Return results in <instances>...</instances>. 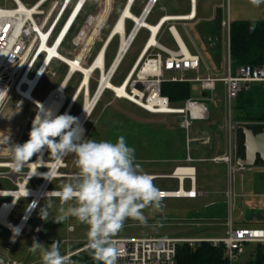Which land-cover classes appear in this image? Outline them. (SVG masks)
Listing matches in <instances>:
<instances>
[{
    "label": "rangeland",
    "instance_id": "rangeland-1",
    "mask_svg": "<svg viewBox=\"0 0 264 264\" xmlns=\"http://www.w3.org/2000/svg\"><path fill=\"white\" fill-rule=\"evenodd\" d=\"M24 3H35L36 0H23ZM125 1H117L114 10V15L105 22V15L108 11L107 4L101 13L95 17V22L90 27L87 39L83 47L80 49H73V41L69 40L67 44L61 50V54L65 57H71V53L77 52L78 59H83L86 53H89L88 63L94 59L98 51L104 44L107 36L114 27V22L120 14ZM144 0H137L135 7L132 10L133 14L139 16L142 7L144 6ZM223 5V6H222ZM50 6V3L45 7ZM104 7V6H103ZM189 2L182 0H162L160 1L151 16L148 19V23L155 25L158 19L167 15H179L189 12ZM199 15L196 21L184 26L177 24L176 29L185 42L188 49L193 53L202 54V68L198 74L196 72L190 73L192 77H204L212 73H223L226 70V50H227V36L222 21L224 19H230L231 22L238 20H264V2L259 5L252 3V0H199L198 1ZM88 14H96L93 6H88L85 10L83 20ZM80 20L81 21L83 20ZM217 22V23H216ZM209 23L217 24L220 28L219 44L217 46L218 51H212L215 48V44L212 39H207L204 35L205 26ZM126 30L129 31L132 27L131 22H126ZM168 29L165 30L163 41L170 42V38L167 34ZM148 32L141 30L137 36L132 47L123 59L120 67L118 68L113 84L118 86L125 79L126 75L132 68L138 55L140 54L147 38ZM119 39L116 38L111 48L109 49L107 66H110L113 62V57L117 53L119 48ZM212 51V52H210ZM156 52V50H155ZM207 52V53H206ZM154 52H151L153 54ZM75 56V58H76ZM54 70L57 72V77L46 76L37 93L36 98L42 99L54 88L58 87L61 83L65 73L66 66L63 64L55 63ZM100 78V72L97 71L91 77L90 87L94 89V92L89 94L88 97L95 96L96 89L98 87V81ZM81 76L77 74L69 83L65 95L67 100H70L77 87L79 88ZM81 84V82H80ZM219 94L214 96V101H207L211 112L210 121L213 123V128H217L216 134L221 138L214 136L217 146L222 149L217 155L222 156L224 150V135L219 129L222 125L226 124V113L224 111V95L223 85L219 84ZM195 92L199 90L198 84L194 87ZM93 91V90H92ZM86 93H82L74 107L73 115H79L84 109V103L86 99ZM16 101L5 105L6 108L3 111L0 118V152L8 153L9 145L7 140L3 141L5 137L3 134L6 129L10 132H19L23 128H20L19 120L24 118L23 124L25 125L27 115L33 116L35 110L28 106L22 110L16 108ZM24 105V104H23ZM172 106H183L181 103H173ZM4 106V107H5ZM3 107V108H4ZM79 113V114H78ZM93 114L88 118L84 126V136L88 139L109 140L115 142L119 135L125 137L129 146L134 147L136 162L140 164L142 170L147 174L160 175L171 173L176 165H185L188 157V135L186 131L181 127V118L179 115H162L152 114L144 110L142 107L128 101L127 99H119L112 91H105L101 99L94 107ZM63 114V112H62ZM76 115V116H77ZM75 116V117H76ZM209 121V122H210ZM209 122H197L194 124L190 135L192 137L197 135H209L204 132L203 128L208 125ZM215 123V124H214ZM241 124L254 127V130L260 131L263 123H245ZM28 130L24 134V142L27 141L31 125L27 126ZM236 133V132H235ZM2 136V137H1ZM7 136V135H6ZM20 134L14 135L11 140L14 141ZM2 138V140H1ZM6 138H9L7 136ZM218 139L220 142H217ZM196 143V142H195ZM234 144L239 156H243L245 152L244 148V135L241 131L237 130L235 135ZM193 148L194 142L190 143ZM36 155L32 157L35 158ZM216 156V157H220ZM208 157V156H206ZM75 157L73 154H69L65 157V164L59 171L64 176L62 179L56 180L51 190L58 189L63 183L66 182V178L71 176L78 169L74 163ZM194 164L199 171L198 184L203 189L209 192L207 198L198 199H173L168 198L163 200V210L155 211L152 208L144 209V214L148 218V226H142L137 221L127 220L123 229L114 237H134V236H155V237H222L226 233V227L222 225H205L197 226L196 223L204 221L205 223H219L222 224L229 218L230 211L233 213L234 218H237L243 207V216L236 221L235 226L239 227H252V228H264V162H261L260 169L254 168L249 172H230L229 167L225 163H216L209 160L195 161ZM258 164V163H257ZM154 184L162 190H176L178 185L177 181L168 178H157L153 180ZM242 182L245 195L242 197ZM39 182H36V185ZM37 187V186H35ZM189 188V183L186 185ZM1 189H14L15 186L7 181L0 179ZM49 190V189H48ZM232 190L235 196H230L229 191ZM9 200V199H3ZM2 201V199H0ZM46 201L44 200L40 209L34 213L31 222L28 224L27 229L23 237L17 241L11 248L10 255L20 258L22 256L34 255L29 251V247L32 246L33 240L45 244L46 247L50 246L53 241H60L59 236L56 238H49L45 230L47 223L51 217L48 216V220H43L40 217V211L45 207ZM243 201V204H242ZM28 200L25 198L20 199L16 210L9 220L10 224L16 225L23 214ZM53 205H60L58 199L52 200ZM211 202L214 205L211 206ZM71 203V202H70ZM234 205V209L231 206ZM68 205H65L67 207ZM209 207H213L215 210H211ZM54 221V220H52ZM263 221V222H262ZM54 223L59 228L61 236L70 240L69 245L73 250H77L82 244L87 243L86 232L88 230L87 225L77 222L74 217H69L66 221ZM184 224V225H182ZM68 225L74 227L73 232H69ZM10 233L4 230L0 226V249L3 246L8 245V238ZM61 243V242H60ZM3 245V246H2ZM65 247V248H64ZM62 252L65 251L67 245L64 244ZM254 248L249 245L245 249V253L234 262V264H249L253 260L254 255L252 251ZM83 250L82 252H84ZM79 253V254H82ZM39 254V253H37ZM36 255V254H35ZM74 259V257H73ZM75 260V259H74Z\"/></svg>",
    "mask_w": 264,
    "mask_h": 264
},
{
    "label": "built area",
    "instance_id": "built-area-1",
    "mask_svg": "<svg viewBox=\"0 0 264 264\" xmlns=\"http://www.w3.org/2000/svg\"><path fill=\"white\" fill-rule=\"evenodd\" d=\"M117 1L120 0H36L35 3L31 4L24 3L23 0H0V90L7 89L9 96V99L6 98L2 103H0V111L8 102L12 100V98H17V105L19 108H24L27 104L32 105L35 113L33 116L27 115L24 125V127L27 128L30 124L32 128V121L39 111V108L37 102L28 98L27 93L35 97L43 79L46 76H58L57 72L54 70L55 63L65 65L67 68L66 73L58 87L52 89L42 100L46 101L49 97L66 85L63 87L62 92V95L64 96L63 111L77 91L76 89L70 100H67L65 92L69 83L77 74L81 76V82L83 73L79 70L72 72L71 65L65 62L60 56H58V54H61V50L69 40L73 41V49L78 50L79 45L76 43V39L79 37L86 24L94 17H97L105 8L106 4L108 6V11L105 15L106 19L103 25L109 22L114 15L113 9L116 7ZM122 1H125V3L114 22V26L121 16H123L125 9L129 7V10L132 12L137 0ZM144 1L145 4L142 7L139 16H135L140 21L142 20L143 22H148V19L154 11L156 5L162 0ZM182 1L189 2V12L186 14L176 15L175 17H183L182 15L194 14L193 18L190 20L173 18L172 20L165 21L155 36L158 44L152 45L149 48H147V46L152 37V31L149 28L144 27L142 23L139 24L134 18H125V37L130 40V43L124 53L123 59L132 47L141 30H146L149 34L140 54L123 80L124 82L129 79L126 90L129 94L136 98V100H131L130 98H127V100L152 114L179 115L181 118L180 125L188 135V157L186 159V163L188 164L176 166L171 174L155 175L153 178H168L177 181L178 187L176 190H161L165 194L164 199H196L199 196H203V193L196 189L197 169L192 164L195 162V159L190 155V143H209L210 137L209 135L192 137L190 132L192 131L195 123L210 120L211 112L206 105V102L214 101V96L220 93L218 88L219 84L223 85L224 111L226 113V124L222 125L219 129L222 132L228 130L230 133V141L231 133L237 131L239 125H241L240 122L235 121L233 118V110L237 97L241 92L250 90L253 85L258 84L263 85L264 87V63L260 65L233 64L230 46L232 22L229 18L222 21V26L224 27L227 36L226 70L220 74L212 73L204 77L190 76V73L192 72H196L198 74L201 72L202 55L194 54L190 51L188 54L183 52L182 47L177 41L172 29L175 28L177 24L189 26L188 24L197 20L199 15V0ZM49 3L50 6L46 9L45 7ZM88 6H93L96 14H88L83 20L82 18ZM164 16L160 17L156 24H160L163 19H165ZM81 19L83 21L80 23ZM128 21L132 24L129 31L126 30V22ZM165 28H168L173 35L177 44L176 49L168 48L160 43L161 35L163 29ZM116 38L119 39L120 43L113 62H115V59L121 52V35H116L111 42H113ZM146 48L147 51L144 53ZM151 52L154 53L151 54ZM70 56L71 57L67 58L75 59V52L72 51ZM89 56V53H86V55L83 56V60L80 61L83 66H89L93 61L92 60L90 64L88 63ZM122 61L120 63H122ZM150 63H154V65L157 66V69L149 67L148 70H146V67ZM105 65L106 68L110 67L107 66L106 62ZM120 65L121 64H119L113 73L111 81H113ZM145 70L146 72H144ZM97 71L100 72V70H96L95 72ZM142 72L143 74H141ZM167 80L173 82L197 83L200 85L201 90L207 95L203 98H191L185 101L183 106H172L168 97L161 94V85ZM89 90L91 94V87H89ZM135 91H137L138 94H136ZM82 93L85 95L86 91H81L80 95ZM113 93L115 94V92ZM155 96L162 101V105L166 106L165 108H162L161 104L155 103L153 104L152 109H149L145 108L144 105L139 104L138 102V100H140L142 103H147L148 105L152 100V97L154 98ZM77 101L71 108L69 115H72ZM194 106L199 107V109L197 108L196 110V107ZM27 130L23 131L15 141L13 140L11 147L16 144H22L24 134ZM212 161L227 164L229 171L232 173H245L253 170V166H240L237 164L233 156L231 146L227 153L220 157L212 158ZM181 167L193 169L194 174H186L182 176L177 175L176 172ZM24 169H28L29 173L31 172V168L29 166H25L19 173L15 172L12 168L11 155L0 156V179L7 180L15 186L14 189L0 188V199H2V201H0V215L3 212V215L0 216V226L8 228L11 232L8 249H10L15 244L17 239L22 236L32 215L39 208L41 199L46 196L43 194L38 197L34 195L26 196L30 198V202L28 203L18 223L16 225L11 224L19 231V234L15 235L13 228L7 226L5 222L10 224L9 220L12 217L20 199L25 197L24 193H18V195L15 193L21 192L22 185L27 187L29 181L32 177H34L30 176L26 179L25 176L28 173L25 172ZM51 182L52 180L49 181L45 179L38 192L41 193L43 188L49 189ZM187 183H189V188L186 187ZM182 188L187 191L185 195L180 194V190ZM229 195L234 196L232 190L229 191ZM33 203H35V206L30 207ZM231 209H234V205L231 206ZM235 223L236 220H234L232 212L230 211L229 218L222 224H214L211 222L205 223L201 220L199 222L192 223L197 226L222 225L226 227V233L222 237L173 238L134 236L113 238L122 253V255L118 258L117 264H178L177 248L178 245L182 243H188L190 246H196L202 242H208L216 247L222 246L224 248V255L228 260V264H234V262H236L240 256L245 253V249L249 245H259L264 249V228L239 227L235 226ZM68 231L73 232L74 227L72 225L69 226ZM69 243L70 240L68 238L62 241V245H67V252L74 253L72 259L75 255H78L85 250V247L78 248L77 250H71ZM0 261H3V264H26L25 261L15 259H1Z\"/></svg>",
    "mask_w": 264,
    "mask_h": 264
},
{
    "label": "clouds",
    "instance_id": "clouds-1",
    "mask_svg": "<svg viewBox=\"0 0 264 264\" xmlns=\"http://www.w3.org/2000/svg\"><path fill=\"white\" fill-rule=\"evenodd\" d=\"M262 2L264 0H252L255 5ZM250 30H254V24ZM6 98L9 99L7 89L0 90V103ZM38 108L29 139L9 147L13 170L21 172L34 155H42L45 149L49 157L57 161L73 154L78 171L68 176L59 189L46 194L60 201L54 221L61 224L74 217L77 222L87 225L85 250L99 264H117L122 253L113 238L129 219L148 226L143 210L162 211L165 194L136 162L135 149L128 145L123 135L115 142L88 139L77 117L67 113L55 115L42 105ZM32 175H43L51 181L58 173L33 172ZM24 195H28L26 186ZM34 206L35 203L30 207ZM52 207V200L48 199L40 211L41 219L48 220ZM13 232L19 234L18 229ZM29 251L39 253L41 264H76L72 259L74 253L61 254L60 241H53L46 247L34 238Z\"/></svg>",
    "mask_w": 264,
    "mask_h": 264
},
{
    "label": "trees",
    "instance_id": "trees-1",
    "mask_svg": "<svg viewBox=\"0 0 264 264\" xmlns=\"http://www.w3.org/2000/svg\"><path fill=\"white\" fill-rule=\"evenodd\" d=\"M217 23V22H216ZM254 24V30H250ZM207 39H212L218 51L220 28L217 24L209 23L205 26ZM111 42L106 50L105 61L107 63ZM167 45L176 47L175 42H165ZM231 59L234 65H260L264 63V20H238L231 24L230 34ZM211 51V52H212ZM113 82V81H112ZM197 83L165 81L161 85V94L168 97L170 102L181 103L191 98H203L207 94L203 92L198 84L199 90L195 92ZM93 90V91H92ZM94 89L91 88V93ZM104 95V94H103ZM79 114V113H78ZM93 114V113H92ZM77 114L72 116H76ZM233 118L237 122L263 123L264 124V87L253 85L248 91L239 94L235 101ZM210 121V120H209ZM208 121V122H209ZM213 123L210 121L208 128ZM86 243L80 247H85ZM254 255L249 264H264V249L259 245H251ZM76 264H99L94 261L88 251L74 256ZM178 264H228L222 246H213L211 243L202 242L196 246L182 243L177 248Z\"/></svg>",
    "mask_w": 264,
    "mask_h": 264
},
{
    "label": "bare ground",
    "instance_id": "bare-ground-1",
    "mask_svg": "<svg viewBox=\"0 0 264 264\" xmlns=\"http://www.w3.org/2000/svg\"><path fill=\"white\" fill-rule=\"evenodd\" d=\"M182 16L183 17L164 16L165 19H163V21L160 24L151 25V24H148L147 22H143L142 20L140 21L129 10V7H128L127 9L124 10L123 16H121V18L117 21V23L113 27L111 34L109 35L106 42L103 44L101 50L94 57L93 61L89 65V67L82 65V63L80 61L83 59L77 58L76 55L80 56V54H78L77 52H75V54H76L75 59H69V58L63 56L62 54H58V56H60L65 62H67L68 64L71 65L72 72L79 70L83 73V78L81 80V84L79 85V88H77V91L75 92L72 100L70 101V103L66 106V108L63 111H62V109H63V97H64L62 95L63 87L61 89H59L56 93H54L51 97H49L46 101H44V100L41 101V100L31 96L29 93H27L28 98L37 102L38 105H42L45 110H51L55 115H59V114L61 115L62 112H63V114H65V113L69 114L74 103L78 100L81 91H86L87 97L85 99L84 109L82 110V112L79 115L76 116L79 120V123L84 128L88 118L92 114L94 107L96 106L97 102L101 99V97H102L101 94H102L104 89L111 90V91L115 92L116 96L121 98V99L130 98L131 100H136V98L133 97L131 94H129L128 91L126 90L129 79L127 81L125 80L121 85H118V86L114 85L111 81V76L113 75V73L115 72V70L117 69L119 64H121L120 62L122 61L124 53L126 52L128 45L130 43V40H128L127 37H125V18L126 17L134 18L139 24L142 23L144 27H147L152 31V37H151L149 44L147 46V48H149L152 45L158 44L155 36L165 21L172 20L173 18L190 20L191 18H193L194 14L193 15L188 14V15H182ZM94 22H95V17L93 19H91L90 22H88L86 24V26L83 28L81 34L79 35V37L76 39V43L79 45L78 49H80V47H83V45L85 44L88 31H89L90 27L92 26V24H94ZM173 32H174L179 44L181 45L183 52L188 54L189 53L188 49L186 48V45L183 42V40H181V37L179 36L177 30L173 28ZM118 34H120L122 37V42L120 45L121 52H120L119 56L115 59V62H113L109 68H106V65H105L106 50H107L109 44L111 43V40ZM147 48L145 49L144 53L147 51ZM149 67L157 69V66L154 65V63H150L146 67V70H148ZM96 70H100V78L98 81V87L96 89L95 96L92 99L91 97H88L90 94L89 87H90L91 77L94 75ZM146 70L144 72H146ZM141 74H143V72ZM135 93L138 94L137 91H135ZM138 102H139V104L144 105L145 108H149V109H152V106L155 103H158L161 105L163 104L162 101L157 96H155L154 98L152 97V100L149 102L148 105H147V103H142L140 100H138ZM165 107H166L165 105H162V108H165ZM194 107H196V106H194ZM197 108L199 109V107H196L195 109L197 110ZM173 112H177V111H173ZM65 157H63V159L60 161L56 160V162L51 163V162H48L44 159V154L40 155L36 160H34L31 163H29L28 165H26V166H29L31 168V172L26 174V176H25L26 179H28L30 176H40V175H32L33 172H36V168L39 166H45V167L51 168L49 173H58V175H56L55 177H63L64 175L59 173L58 169H60L61 167H64ZM38 159H39V161H38ZM176 174L179 176L186 175V174H194V170L190 169V168L181 167L177 170ZM151 176L153 178L155 177V175H151ZM24 186L25 185H22L21 192H16L15 194L18 195V193H24ZM27 190H28V195H34L37 197L40 196L41 194L45 195L48 192L54 191V190H48V189H44V188L42 189L41 193H39L38 191L36 192L34 190H31L29 188H27ZM186 192L187 191L184 188H182L180 190L181 195H185ZM2 215H3V212L0 216H2ZM5 224L7 226L13 228V229H16V227H13L8 222H5Z\"/></svg>",
    "mask_w": 264,
    "mask_h": 264
},
{
    "label": "crops",
    "instance_id": "crops-1",
    "mask_svg": "<svg viewBox=\"0 0 264 264\" xmlns=\"http://www.w3.org/2000/svg\"><path fill=\"white\" fill-rule=\"evenodd\" d=\"M164 16V15H163ZM165 16H176V15H166L165 14ZM162 17V16H161ZM148 23V22H147ZM148 24H150V23H148ZM152 25V24H151ZM156 25V24H155ZM177 27H175L174 29H176ZM166 29H168V28H165V29H163V32H162V35H161V40H160V43L161 44H163L164 46H166V47H168V48H172V49H176L177 48V44H176V41L174 40V38H173V35L171 34V32L169 31V30H167L168 32H167V34H168V36H169V38H170V40L172 41H174L175 42V44H176V47L175 46H173V45H167V44H165V41H163V38H164V32H165V30ZM177 30V29H176ZM172 31H173V29H172ZM112 32V31H111ZM111 32H110V34H111ZM178 32V31H177ZM109 34V35H110ZM179 34V33H178ZM109 35H108V37H109ZM180 36V35H179ZM108 37H107V39H108ZM176 37V36H175ZM181 37V36H180ZM106 39V40H107ZM177 39V38H176ZM106 40H105V42H106ZM181 40H183L182 38H181ZM178 41V40H177ZM104 42V43H105ZM184 42V41H183ZM185 43V42H184ZM186 45V44H185ZM103 46V45H102ZM181 46V45H180ZM102 48V47H101ZM186 48L188 49V47L186 46ZM101 50V49H100ZM99 50V51H100ZM98 51V52H99ZM190 50L188 49V52H189ZM191 52V51H190ZM193 53V52H192ZM194 54H200V53H198V52H196V53H194ZM200 55H202V54H200ZM114 56H116V53H115V55ZM114 58L115 57H113V59L112 60H114ZM106 62V61H105ZM107 64V63H106ZM89 67V66H88ZM115 77V76H114ZM50 93V92H49ZM48 93V94H49ZM47 94V95H48ZM46 95V96H47ZM45 96V97H46ZM44 97V98H45ZM14 101H16V108L18 109V110H22V109H24V108H26V107H28V106H30V107H32L33 109H34V107L32 106V105H30V104H27L24 108H19V106L17 105V103H18V100H17V98H12V100L10 101L11 103H13ZM10 102H8L7 104H6V106L7 105H9V103ZM6 106L3 108V111H4V109L6 108ZM1 112V114H0V118L2 117V114L4 113V112ZM29 115V114H28ZM23 120H24V118H20V120H19V123H18V125L20 124V128H23L24 127V124H23ZM209 121V120H208ZM208 121H204V122H208ZM203 123V122H202ZM210 123V122H209ZM215 124V123H214ZM209 125V124H208ZM208 125H205L204 126V128H203V130H204V132L205 133H207V134H209V137H210V142L209 143H201V142H194V144L195 145H198V146H194L193 148L190 146V155H191V157L192 158H194L195 159V161H205V160H209V161H212V158H214V157H216V156H220V155H217V153L219 152V151H221L222 149H220V147H218L217 146V143L214 141V140H216L215 138H214V136L216 137V130H217V128H213V126H211L210 128H208ZM257 126V125H256ZM256 126H254V127H252L253 129L256 127ZM24 129H25V127H24ZM24 130L22 129V131H19V132H10V131H8L7 129H6V131H5V133L3 134V137H5V139L3 140L4 142H5V140H7V143H8V145L11 147V144H12V142H13V139L11 140V138L14 136V135H18V134H21L22 132H23ZM239 131H241V130H239ZM236 133H237V131H235ZM235 132H232L231 133V141H230V133L228 132V130L227 131H225V132H223V135H224V150H225V152H224V154L225 153H227L228 151H229V149H230V146L232 147V150H233V156H234V158H235V160H236V162H237V159L239 158V157H244L245 156V152H244V155L243 156H239L238 155V153H237V150H236V146H235V144H234V139H235V135H236V133ZM9 136V138H6L7 136ZM200 136H206V135H197V136H194V137H200ZM218 136V138H221L219 135H217ZM2 137V136H1ZM1 140H2V138H1ZM24 140V139H23ZM217 142H220V140L218 139V141ZM9 151V149L7 150V152ZM5 152V151H4ZM2 153V152H0V156H8V155H10V152H8V153ZM42 154H44V159L46 160V161H48V162H56V160H54V159H51L50 157H49V152L45 149L44 151H43V153ZM223 154V155H224ZM40 156V154H38V155H36L35 156V158H33L30 162H32V161H34V160H36L38 157ZM206 156H208V157H206ZM212 162H214V161H212ZM217 163V162H216ZM258 163V164H257ZM256 164H255V166H253V169L254 168H257V169H260V165H261V161H259V162H257ZM194 165V164H193ZM259 165V166H258ZM176 166H179V165H176ZM175 166V167H176ZM195 166V165H194ZM196 167V166H195ZM62 168V167H61ZM60 168V169H61ZM50 169L51 168H49V167H45V166H39V167H37L36 168V172L37 173H46V172H49L50 171ZM60 169H58V171H60ZM175 169V168H174ZM174 169H173V171H174ZM196 169H197V181H196V189L197 190H199L200 192H202L203 193V196H199L198 198H207L208 196H209V192H207L206 190H203L200 186H199V184H198V174H199V171H198V168L196 167ZM24 171L25 172H27V173H29V170L28 169H24ZM172 171V172H173ZM171 172V173H172ZM171 173H167V174H171ZM59 179H62V177H54L53 179H52V182L50 183V186H49V190H51L50 189V187L52 186V184L56 181V180H59ZM157 179V178H156ZM44 180H45V178H44V176L43 175H40V176H34V177H32V179L29 181V183H28V188L29 189H31V190H34V191H38L39 189H40V187L42 186V184H43V182H44ZM153 180H155V179H153ZM36 182H39L37 185H36ZM35 186H37V187H35ZM243 182H242V193H241V195H242V197L245 195V193H244V190H243ZM59 189V188H58ZM53 190H56V189H53ZM160 190H162V189H160ZM233 192V191H232ZM233 194H234V196H235V193L233 192ZM46 195V194H45ZM25 199H27L28 200V202H27V204H26V207H27V205H28V203L30 202V198L29 197H24ZM198 198H196V199H198ZM48 199H51V200H53V199H58V198H55V197H47V195L46 196H44L42 199H41V202H40V204H39V208L35 211V213L40 209V207H41V205L43 204V202H44V200H48ZM173 199H175V198H173ZM182 199H189V198H182ZM59 200V199H58ZM53 203V202H52ZM211 204V206H213L214 205V202H211L210 203ZM242 204H243V201H242ZM26 207H25V209H26ZM59 207H60V205H53V207L51 208V209H49V215H50V217H51V219H50V221L47 223V225H46V228H45V230H46V232H47V235L49 236V238L51 237V238H56V236L58 235L59 236V240H60V250H62L63 249V247H64V245H62V241L63 240H65V239H67V238H64V237H62L61 235V232L59 231V228L57 227V225L54 223V221H52V220H54L55 219V217H56V215L58 214V209H59ZM211 210L213 209V207H209ZM16 210V209H15ZM213 210H215V209H213ZM25 211V210H24ZM15 212V211H14ZM24 213V212H23ZM14 214V213H13ZM34 215V214H33ZM33 215H32V217H33ZM13 216V215H12ZM22 216V215H21ZM243 216V207H242V211H241V213H240V215L237 217V218H234V216H233V213H232V217L234 218V220H239L241 217ZM32 217H31V219H32ZM11 219V218H10ZM31 219H30V221H29V223L31 222ZM263 222V221H262ZM28 223V224H29ZM28 226V225H27ZM27 226H26V228H25V230H24V232H23V234H22V236L21 237H19L18 239H17V241H19L22 237H23V235L25 234V232H26V229H27ZM69 226H71V225H68V227ZM4 230H6L8 233H10V236H9V238H8V245H9V240H10V237H11V232H10V230L8 229V228H5V227H3V226H1ZM68 230V229H67ZM50 238V239H51ZM17 241L15 242V245H16V243H17ZM8 245L6 246H3L1 249H0V260L1 259H15V260H22V261H25L26 262V264H41V259H40V256H39V254H37L36 253V255L34 254V255H28V256H22V257H20V258H17V257H14V256H12V255H10V252H11V248L10 249H8ZM65 248V247H64ZM70 249L71 250H73V248L70 246ZM67 253V247H66V249H65V251L64 252H62L61 251V254H66Z\"/></svg>",
    "mask_w": 264,
    "mask_h": 264
},
{
    "label": "water",
    "instance_id": "water-1",
    "mask_svg": "<svg viewBox=\"0 0 264 264\" xmlns=\"http://www.w3.org/2000/svg\"><path fill=\"white\" fill-rule=\"evenodd\" d=\"M104 91L105 89L101 95ZM26 130L27 128L24 129V131ZM238 130H241L244 135L245 156L239 157L237 164L240 166H255L259 161L264 162V126L256 132L252 127L241 124Z\"/></svg>",
    "mask_w": 264,
    "mask_h": 264
},
{
    "label": "flooded vegetation",
    "instance_id": "flooded-vegetation-1",
    "mask_svg": "<svg viewBox=\"0 0 264 264\" xmlns=\"http://www.w3.org/2000/svg\"><path fill=\"white\" fill-rule=\"evenodd\" d=\"M205 35V34H204ZM211 52V51H210ZM207 53V52H206Z\"/></svg>",
    "mask_w": 264,
    "mask_h": 264
}]
</instances>
